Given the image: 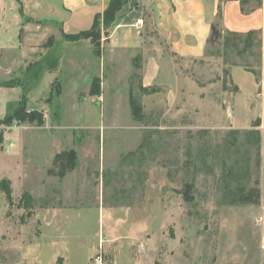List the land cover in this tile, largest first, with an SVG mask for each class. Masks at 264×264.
Listing matches in <instances>:
<instances>
[{"label": "rangeland", "instance_id": "rangeland-1", "mask_svg": "<svg viewBox=\"0 0 264 264\" xmlns=\"http://www.w3.org/2000/svg\"><path fill=\"white\" fill-rule=\"evenodd\" d=\"M145 23L144 45H161ZM114 27L73 41L41 25L36 46L0 52V83L39 76L20 122L7 120L20 84L0 87V264H264V29L248 49L224 51L221 34L204 59L177 60L202 105L169 109L162 85L141 86L154 54L110 46Z\"/></svg>", "mask_w": 264, "mask_h": 264}, {"label": "crops", "instance_id": "crops-1", "mask_svg": "<svg viewBox=\"0 0 264 264\" xmlns=\"http://www.w3.org/2000/svg\"><path fill=\"white\" fill-rule=\"evenodd\" d=\"M136 1L135 8H129V4L124 5L116 14V27L110 32L108 40L112 47L138 48L154 55L162 53V77L158 64L160 55H153L152 58L148 55L141 86L148 88L162 85V101L166 102L169 109L178 106L175 103L182 99L181 95L189 103L198 101L202 105V98L197 95L200 93L199 87L194 85L192 79L179 76L176 61L204 59L212 26L217 24L221 34H245L264 29L263 0L260 7H252V11L247 14L241 12L238 0ZM109 2L110 0H0V52L22 51L24 46H36L41 25H55L65 35L87 31L91 28L94 17L101 15ZM146 11L149 17L143 16ZM145 18L149 19L152 36H158L162 41L161 45H144V38L150 36V32H145L148 31ZM132 24L135 26L132 27ZM228 74L241 93H253L256 90L252 74L241 67L232 66Z\"/></svg>", "mask_w": 264, "mask_h": 264}, {"label": "trees", "instance_id": "trees-1", "mask_svg": "<svg viewBox=\"0 0 264 264\" xmlns=\"http://www.w3.org/2000/svg\"><path fill=\"white\" fill-rule=\"evenodd\" d=\"M131 0H110L107 8L104 10V12L101 15H96L94 17L92 26L89 30L87 31H83L80 32L78 34L75 35H65V34H61L64 38H67L69 40H81V39H86V38H91L93 35H99V30H100V24H102L104 27H109L111 24H113L116 21V14L121 10V8L124 5H127ZM240 2V6H241V12L244 14L249 13L250 11H252V7L250 6V4L252 2L256 3V7H260L261 6V0H238ZM135 7V5H134ZM259 32L256 31H250L247 32L245 34H238V33H233V32H224V35L222 37L223 39V45L222 48L224 49V51H227L228 48H236L238 47L237 43L239 44L242 43L243 44V49H248V47L250 46V43L253 41V38L258 34ZM221 37V33L218 30L217 26H212L211 29V35L209 37L208 40V47L210 44H212L213 42H216L218 39H220ZM259 47H260V42H258ZM224 58V65L228 66V67H232V66H240L244 69H247V66L244 65H237V64H233V63H229L227 61V54L224 53L223 55ZM29 68L26 69V73H28ZM40 71V70H39ZM38 73V72H37ZM35 74L33 77L29 78V75H27L25 77L24 82H20L18 84H10V83H0V87H5V88H13L16 85L20 84V87L22 88V94L20 97V100L17 103L16 108L13 110V112L11 113L10 117L7 118L10 120H16V121H21V114L24 112V107L25 104L27 103V86L26 84H34L37 80H38V74ZM29 79L28 81L26 79ZM151 92V90H149ZM98 89L95 91L91 92V95H98ZM128 102H129V106L131 109V113L134 119L136 120H140L142 118V110L140 105L136 102V100L132 97V95H129L128 98ZM39 122V121H38ZM3 123L5 124V122L3 121ZM40 123V122H39ZM70 158V161L73 157V153L67 154L66 157ZM72 164V163H71ZM0 187L3 189L6 198L8 200H10L11 198V190L9 188V186L7 184H5V182H0Z\"/></svg>", "mask_w": 264, "mask_h": 264}, {"label": "built area", "instance_id": "built-area-1", "mask_svg": "<svg viewBox=\"0 0 264 264\" xmlns=\"http://www.w3.org/2000/svg\"><path fill=\"white\" fill-rule=\"evenodd\" d=\"M103 260L100 255L95 256L92 258V264H102Z\"/></svg>", "mask_w": 264, "mask_h": 264}, {"label": "water", "instance_id": "water-1", "mask_svg": "<svg viewBox=\"0 0 264 264\" xmlns=\"http://www.w3.org/2000/svg\"><path fill=\"white\" fill-rule=\"evenodd\" d=\"M136 0H131L130 1V3H129V8H133V5H134V2H135Z\"/></svg>", "mask_w": 264, "mask_h": 264}]
</instances>
